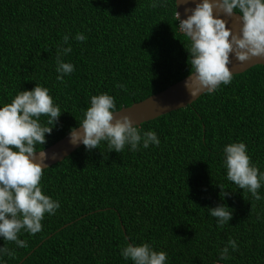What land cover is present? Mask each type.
I'll use <instances>...</instances> for the list:
<instances>
[{
  "label": "trees",
  "instance_id": "obj_1",
  "mask_svg": "<svg viewBox=\"0 0 264 264\" xmlns=\"http://www.w3.org/2000/svg\"><path fill=\"white\" fill-rule=\"evenodd\" d=\"M223 1L264 21V0ZM201 66L175 0H0V157L44 150ZM0 264H264V65L0 177Z\"/></svg>",
  "mask_w": 264,
  "mask_h": 264
},
{
  "label": "water",
  "instance_id": "obj_2",
  "mask_svg": "<svg viewBox=\"0 0 264 264\" xmlns=\"http://www.w3.org/2000/svg\"><path fill=\"white\" fill-rule=\"evenodd\" d=\"M175 4L185 33L199 50V70L139 103L81 125L44 150L0 157V177L48 169L89 141L185 108L225 77L264 65V21L244 19L223 0H175Z\"/></svg>",
  "mask_w": 264,
  "mask_h": 264
}]
</instances>
